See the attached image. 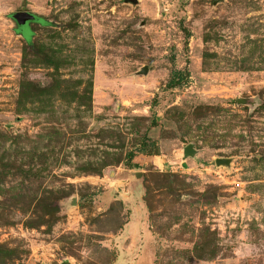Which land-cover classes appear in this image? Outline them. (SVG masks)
<instances>
[{
    "label": "rangeland",
    "instance_id": "1",
    "mask_svg": "<svg viewBox=\"0 0 264 264\" xmlns=\"http://www.w3.org/2000/svg\"><path fill=\"white\" fill-rule=\"evenodd\" d=\"M0 264H264V0H0Z\"/></svg>",
    "mask_w": 264,
    "mask_h": 264
},
{
    "label": "water",
    "instance_id": "2",
    "mask_svg": "<svg viewBox=\"0 0 264 264\" xmlns=\"http://www.w3.org/2000/svg\"><path fill=\"white\" fill-rule=\"evenodd\" d=\"M126 2L137 3L138 0H125ZM11 18L16 22L18 26H24L27 22H30L36 18V15L29 11H16L11 14ZM25 37V35H24ZM147 72V67H143L139 73L145 74ZM238 102H246L245 99H238ZM198 150L195 148L193 143L187 144L182 150V159L186 160L188 158H195ZM217 164L222 163L221 159L216 160Z\"/></svg>",
    "mask_w": 264,
    "mask_h": 264
},
{
    "label": "flooded vegetation",
    "instance_id": "3",
    "mask_svg": "<svg viewBox=\"0 0 264 264\" xmlns=\"http://www.w3.org/2000/svg\"><path fill=\"white\" fill-rule=\"evenodd\" d=\"M30 22H32V23H42V22H45V20H43V19H40L37 15H36V18L34 19V20H32V21H30ZM21 26H17V29H19V32L17 33V31L18 30H16V33L18 34V35H20V36H22L25 40H27L25 37H24V34H23V30H21ZM33 31V30H32ZM33 36V35H32ZM28 41V40H27ZM29 42V41H28Z\"/></svg>",
    "mask_w": 264,
    "mask_h": 264
}]
</instances>
